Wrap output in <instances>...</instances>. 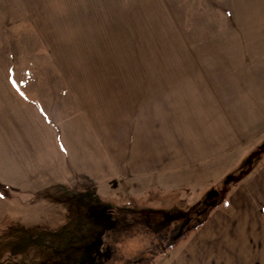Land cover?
I'll return each instance as SVG.
<instances>
[{
  "label": "crops",
  "instance_id": "crops-1",
  "mask_svg": "<svg viewBox=\"0 0 264 264\" xmlns=\"http://www.w3.org/2000/svg\"><path fill=\"white\" fill-rule=\"evenodd\" d=\"M55 62L57 78L0 57V191L185 184L192 195L207 191L203 204L235 177L161 264H264V63L234 83L198 61L156 78L130 76L125 65L116 77L70 83L65 56ZM6 244L0 238V258Z\"/></svg>",
  "mask_w": 264,
  "mask_h": 264
},
{
  "label": "rangeland",
  "instance_id": "rangeland-1",
  "mask_svg": "<svg viewBox=\"0 0 264 264\" xmlns=\"http://www.w3.org/2000/svg\"><path fill=\"white\" fill-rule=\"evenodd\" d=\"M64 56L70 83L116 77L125 65L134 68L130 76L156 78L189 61L234 83L264 63V0H0L3 62H36L40 76L57 78L55 61L60 66ZM218 174L212 172L213 185ZM233 182L221 181L207 206L201 203L207 191L192 195L185 184L163 190L151 183L136 191L123 184L118 192L69 185L0 191L7 227L0 230L7 243L0 264H71L68 254L77 246L100 241L116 226L106 238L116 250L107 264H161L180 228L198 224ZM184 215L187 220L178 221Z\"/></svg>",
  "mask_w": 264,
  "mask_h": 264
},
{
  "label": "trees",
  "instance_id": "trees-1",
  "mask_svg": "<svg viewBox=\"0 0 264 264\" xmlns=\"http://www.w3.org/2000/svg\"><path fill=\"white\" fill-rule=\"evenodd\" d=\"M223 199H224V195H222L220 197L217 204H220ZM207 203H208V201L205 204L203 203V205L206 206ZM195 209L197 210L198 208H195ZM209 211H210V209H208L206 215L198 224H196L194 227L182 232L181 236L178 239L174 238L172 241V244H170L166 250H171V249L175 248L180 241L185 240L188 237L190 232L201 227L204 224L205 219H206ZM187 215L182 216V218L178 219V221L183 220L185 222L187 220ZM178 221H176V222H178ZM169 222L171 224H173V221L172 222L169 221ZM113 232H115V233L117 232V226L115 228H112V229H106V231L104 232L103 238L98 242L86 244V245L80 244L79 246H77L72 251V253L70 255L68 254L67 262H70L71 264H107L108 261L111 260L114 252L116 251V250H114V246L106 243V238H108L107 236ZM79 253L81 254V258L78 259L79 261L77 259L72 258V256H77ZM136 264H148V263H147V260H145V261L143 260L140 262H136Z\"/></svg>",
  "mask_w": 264,
  "mask_h": 264
},
{
  "label": "water",
  "instance_id": "water-1",
  "mask_svg": "<svg viewBox=\"0 0 264 264\" xmlns=\"http://www.w3.org/2000/svg\"><path fill=\"white\" fill-rule=\"evenodd\" d=\"M225 183H226V182H225ZM182 229H183V226L180 228L178 234L175 236L176 239L181 235V233H182Z\"/></svg>",
  "mask_w": 264,
  "mask_h": 264
}]
</instances>
